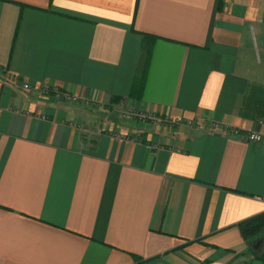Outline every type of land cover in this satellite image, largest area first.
Instances as JSON below:
<instances>
[{
  "label": "crops",
  "instance_id": "0c3cea01",
  "mask_svg": "<svg viewBox=\"0 0 264 264\" xmlns=\"http://www.w3.org/2000/svg\"><path fill=\"white\" fill-rule=\"evenodd\" d=\"M258 35L264 0H0V264H264V141L224 130L264 134Z\"/></svg>",
  "mask_w": 264,
  "mask_h": 264
},
{
  "label": "built area",
  "instance_id": "2783aa9c",
  "mask_svg": "<svg viewBox=\"0 0 264 264\" xmlns=\"http://www.w3.org/2000/svg\"><path fill=\"white\" fill-rule=\"evenodd\" d=\"M21 86L27 92H32V93L36 94L37 91L39 90L40 92L43 93L44 96H50L51 95V97L52 96L55 97L54 99L61 100V101L67 102V103L81 104L82 100H84V101L86 100V99L81 98L77 95L69 94L68 92H63V91L59 90L57 87H53V86H45L44 85L41 87H37V86H30L29 84H26V83L22 84ZM88 103H90V102H85V104H88ZM135 117L141 121L147 120L153 125L159 124L160 126H163V124H161V123H165V125L169 124V123L171 124V122H174V123L178 122L179 124L183 123L182 120L181 121L174 120V121L165 122V121H167L166 119L156 118V117L147 116V115H135L134 113H132L130 111H125L122 113V118L126 121H130ZM190 123H192V121H188L185 124H190ZM209 128L218 129V126L211 124V125H209ZM224 130H225V132H227L232 137L243 139V140L251 142V143H262L264 141V134H262L260 132L242 133L241 131H239L237 129L232 130L229 127L224 129Z\"/></svg>",
  "mask_w": 264,
  "mask_h": 264
},
{
  "label": "trees",
  "instance_id": "16d2710c",
  "mask_svg": "<svg viewBox=\"0 0 264 264\" xmlns=\"http://www.w3.org/2000/svg\"><path fill=\"white\" fill-rule=\"evenodd\" d=\"M142 38V49H143V69L141 71L140 79L144 80L146 77V68L150 63L153 43L156 38L150 35H141ZM239 231L242 238L247 243L251 251L253 243H255L261 237H264V213H261L257 216L246 219L238 224ZM254 252V251H253ZM255 253V252H254ZM255 257L258 260L264 262V248L261 252H256Z\"/></svg>",
  "mask_w": 264,
  "mask_h": 264
},
{
  "label": "rangeland",
  "instance_id": "374dc122",
  "mask_svg": "<svg viewBox=\"0 0 264 264\" xmlns=\"http://www.w3.org/2000/svg\"><path fill=\"white\" fill-rule=\"evenodd\" d=\"M258 43H259V51H260V60H261V62H262V64H264V35L263 36H260V35H258ZM261 68V70H264V67H260ZM42 85H39V86H37V87H41ZM36 96H38V98H43L44 97V95H43V93L42 92H40L39 90L37 91V93H36ZM53 97V99L55 98L54 96H52ZM84 100H82V102H81V105H83V106H86V107H89L90 106V104L93 102V101H90V100H85L84 102H83ZM85 102H90V103H88V104H85ZM123 112H125V110H123L121 113H120V118L122 119V120H124L123 118H122V113ZM124 121H126V120H124ZM131 121V120H130ZM170 120H167V121H165V122H169ZM161 124H163V126H165V123H161ZM166 125H171L172 127H174V128H178L179 126H185V127H189V128H191V127H193V125H194V122H192V123H190V124H185V123H182V124H179L178 122L177 123H174V122H171V124L169 123V124H166ZM160 126V125H159ZM162 126V127H163ZM209 126V125H208ZM229 127V126H228ZM230 129H232V130H234V129H238V128H236V127H229ZM249 132V131H248ZM254 132H257V131H254ZM254 245L256 246V247H254ZM263 247H264V237H261L260 239H258L255 243H253V247H252V250L253 251H255V253L256 252H261L262 251V249H263ZM256 249H257V251H256Z\"/></svg>",
  "mask_w": 264,
  "mask_h": 264
}]
</instances>
